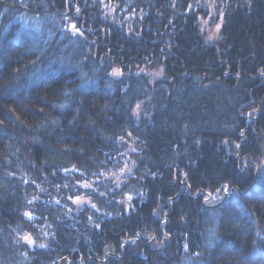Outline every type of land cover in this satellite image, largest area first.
Returning <instances> with one entry per match:
<instances>
[{"label":"trees","instance_id":"1","mask_svg":"<svg viewBox=\"0 0 264 264\" xmlns=\"http://www.w3.org/2000/svg\"><path fill=\"white\" fill-rule=\"evenodd\" d=\"M221 1L212 45L197 0H0V264H264V0Z\"/></svg>","mask_w":264,"mask_h":264},{"label":"rangeland","instance_id":"2","mask_svg":"<svg viewBox=\"0 0 264 264\" xmlns=\"http://www.w3.org/2000/svg\"><path fill=\"white\" fill-rule=\"evenodd\" d=\"M196 9H201L203 13L198 17V24L200 26V33L204 38V41L208 44L218 45L220 41V31L223 22V6L221 0H197ZM70 28L73 32H76L75 26L70 25ZM132 150V147L130 148ZM123 164L120 169H118L117 179L118 182H124L128 175L131 173V160L126 152L125 155L122 156ZM114 178V179H116ZM100 179V178H99ZM102 180H106L107 177L103 176ZM78 185L82 187H89L95 188V183L93 181L85 180L78 184H75V187ZM67 201L71 203L72 208H74L75 212H79L81 209L86 210V207L93 206L94 204L91 202L89 198L86 196L80 197H70L65 196ZM27 216L29 218H34L35 215L33 212H28ZM44 225L42 228L39 229V235L37 237H33L31 235H24L22 236V240L27 241L32 246L34 245H41L39 239H43L46 241L49 238L48 229Z\"/></svg>","mask_w":264,"mask_h":264}]
</instances>
